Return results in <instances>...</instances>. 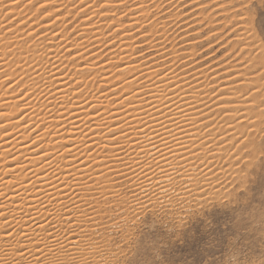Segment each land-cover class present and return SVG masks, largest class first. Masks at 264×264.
<instances>
[{"label":"bare ground","instance_id":"1","mask_svg":"<svg viewBox=\"0 0 264 264\" xmlns=\"http://www.w3.org/2000/svg\"><path fill=\"white\" fill-rule=\"evenodd\" d=\"M160 1L162 5H169L172 2L174 4L184 0ZM16 2L21 5L19 7L21 9L15 6L13 0H0V16L2 17L0 18V30H7L6 26L10 23L6 20L8 24L5 25L4 20L8 16L12 17L10 22L15 23L13 25L16 27V24L20 22L17 21L16 16L20 17L22 14L18 9L23 10V6H26V9L30 6L26 4L28 0H16ZM53 2L55 3V0ZM74 2L80 4L82 0L80 2L74 0ZM83 2L91 4L90 0L89 2L83 0ZM201 2L200 0H189L185 4L189 3L190 6L198 9L203 3ZM63 3L66 4V2ZM4 4L10 6L8 11L4 10ZM62 4L60 3V6ZM71 6H73V0ZM170 6L172 7V5ZM144 9H138L135 4L130 11L129 20L126 24L132 23L133 20L139 22V19H147L148 16L145 15H148V11L144 16L140 15L146 13ZM227 9L230 10V8ZM64 10L65 12L61 11V14L58 13V15L65 14L67 10ZM219 10L224 11V7L223 9L219 8ZM23 11L25 12V10ZM69 12L67 13L69 14ZM95 12H88L89 16L93 18L91 24L87 23L88 17H84L85 20L82 24L84 26L93 25L92 28L87 27V30L90 29L93 33L95 30H100L97 17L99 14L97 15ZM94 15H97L96 18ZM133 15L135 16L133 17ZM177 15L176 19L179 17ZM103 16L101 20L107 21V15ZM26 17L18 19L25 20ZM169 17L172 16L169 15ZM162 18L160 16L159 19ZM28 19L27 17V21ZM95 19H98V22ZM85 21L86 23H84ZM108 21L114 22L112 19ZM143 22L145 21L143 20ZM143 22L141 20L139 24L142 25ZM164 23H161L163 24L162 27H164ZM18 24L17 28L14 29L17 30L22 27L23 22L20 23V27ZM31 24L30 20V25H27L28 30L26 29L27 31L23 33L24 36L30 29L37 30V27ZM152 24L149 27H152ZM10 25L8 26L10 30L2 31L4 35L0 32V93H4L2 91L4 90L3 85L7 79L11 76L13 79V76L16 75L14 71L18 68L20 70V67L15 69V66L12 65L15 70L12 69L13 72H11L4 62L6 53L16 48L13 47L16 44L12 43H17L15 42L17 39L23 38H18L20 31L14 32L16 31L12 28L14 26ZM23 26L22 29H25V22ZM119 26L121 27V25H117V28L113 30L114 35L117 30L122 31L118 41H115L116 44L113 43L117 46V50L109 52L108 57L104 59L105 62L90 63L84 66L77 63L75 65V63H71V60L68 64L71 63V67H76L73 69H70L68 65L63 67L65 64L62 61L64 60H61L60 55L62 57H64L63 55L71 56V59L77 58L78 60L84 59L91 50L81 53L78 50L79 54L76 51L74 52L77 54H73L71 44L68 42L69 46L65 43L68 39L71 41L73 37L66 39L68 34L63 31L64 40H62L63 35H61L60 38H57L60 40L57 41L56 36L52 34L55 31L59 34L62 29L59 31L56 30V27L50 28L51 33L48 31L46 35H43L46 30L43 34L37 33L43 35L40 37L42 43L38 42L39 45L42 44L39 51L38 45H29L33 47V50H30L29 47L24 46L22 39L19 40L24 47L17 46L16 50L28 52L29 49V53L34 58L32 59L33 62L29 63V65L31 64L30 67L29 65L26 67L23 65L26 63L24 61L27 58L24 59L23 56L26 53H21L23 57L20 58L24 59L23 61L21 59L22 68L25 69L26 67L31 72L27 74L29 75L28 80L25 78L27 81L21 82L28 88L25 98L20 99L18 96L20 91L16 89L18 93L15 94L16 92L13 93L11 88L6 89L7 95L5 93L0 95V113H3L0 115V211L7 215L0 217V264H38V261L39 264H49L50 261L57 260L64 264L69 259L64 250L79 259L80 253L76 245L80 241H84L86 244L88 237L100 246L106 259L107 251L102 248L101 240H97L110 232L112 227L122 225L118 222L120 216L115 217L117 220L112 219V215H115L113 213H119L123 217L127 213L138 214L155 207L166 211L176 209V206L186 209L197 206L209 198L212 199L211 197H218V194L223 191L221 189L225 188L227 183L230 184V182L240 178L243 164L247 165L248 158L259 148L257 139L260 138L261 133L256 131L251 133L255 139L249 145V150L241 154L240 140L245 130L256 128L259 125V121L256 124L248 123L249 120H258L259 118V104L256 102L251 104L250 92L246 93L248 96H245L246 94H243L245 97L239 96L234 92L237 87L233 89L228 87L231 84L242 85L246 82L248 84V79L244 80L245 75H243V79H238L235 74L231 78H228L230 75L226 74L227 80L219 81V71L217 72L216 69L212 68L200 69L201 71L194 68L189 71L187 68L188 71L183 69L180 70L182 72H179L177 70L179 66H175L177 63L175 65L170 63L173 62L174 57L171 58V61L168 59L170 62L164 60L166 62L160 65L162 67L153 65L156 64V59H149V56L145 60L143 57L141 60H133L132 55L137 50L139 39L142 42L150 40H148L147 35H140L141 31L124 32L118 28ZM46 27L49 29V25ZM240 28L243 29V27ZM97 31L96 35L99 37L103 30L99 33ZM151 31L149 30L150 33H152ZM86 32L88 33V31ZM105 32L106 30L102 32L101 36H105ZM12 33L18 34L13 35ZM32 33L29 32L27 36L32 38L35 35ZM109 33H106V37H109ZM90 34L85 35L84 38ZM114 35L112 34L115 39ZM79 36L78 40H81ZM135 36H139V39L134 40ZM151 37L149 36V39ZM161 38L163 39V36ZM92 39L91 37L90 40ZM162 39L157 38V40ZM96 40L92 42L95 43ZM29 41L31 42L30 39ZM74 41L75 39L71 42ZM9 42L12 44L11 48L13 47L10 48L11 50H9ZM74 44L73 46L76 45L77 47L80 43ZM83 44L79 45L80 48ZM241 44L242 47L243 45L247 47L245 43ZM35 46L37 49L34 48ZM68 46L72 48V52L69 51ZM4 47H8L6 53ZM192 48L190 47L191 50H193ZM146 49L147 47H145ZM166 49L167 47L163 50ZM160 50V52L163 51ZM241 50L243 51V49ZM14 53L11 51L10 56L13 54L14 60L17 61L15 63L18 64V60L21 61ZM154 53L157 55L156 52ZM164 55V58L167 57V53ZM160 56L162 58V55ZM187 57L189 56L187 55ZM13 58L10 59L11 62ZM161 58L158 57V59ZM89 59L91 58L88 57ZM182 59L184 58L182 57ZM248 61L250 62V60ZM7 62L10 63L9 60ZM183 63L180 65L181 68H186L188 64H191L187 60ZM249 66V68L252 67ZM6 68L12 74H9L10 72ZM9 68L11 69L10 65ZM22 68L21 70H23ZM23 71L25 72V70ZM5 72L8 74L7 77ZM82 74H88L87 76L90 75V77L92 75V81L90 80L92 85L90 84V86L93 88V85H96L91 94L88 95V93V96L85 97H82L83 90H86V85L89 86L91 82L88 83L89 79L87 81L84 76H81ZM9 75L11 76L8 77ZM17 75L19 76L20 73ZM81 77L88 84L83 82ZM19 79L18 77L16 82L12 81L13 86L20 80H24L23 78ZM258 79L261 82V78ZM22 84L18 89H22L24 86ZM258 84H260L259 88L263 83ZM244 85L247 87L246 84ZM84 86L85 88H83ZM252 86L250 85L251 88ZM88 88L90 89V87ZM254 89L249 91H252L260 99L258 89ZM208 91L210 95H208ZM30 95L31 98H28ZM17 104H19V108L16 107ZM14 107L16 108L14 109ZM21 111L24 113H20ZM237 156H240L239 160ZM123 188H126L125 192H123ZM3 219H8L10 223L6 228ZM21 227L25 233L32 237L31 240H23L19 245L26 247L18 249V251L25 253L26 259L21 257L19 253L14 255L17 241L8 242L4 239L6 232L12 230L19 232ZM21 238L18 237L17 240ZM61 245H63L64 250H62ZM87 255L88 264H102L100 253H92L90 250Z\"/></svg>","mask_w":264,"mask_h":264},{"label":"rangeland","instance_id":"2","mask_svg":"<svg viewBox=\"0 0 264 264\" xmlns=\"http://www.w3.org/2000/svg\"><path fill=\"white\" fill-rule=\"evenodd\" d=\"M77 1L80 2V0H77ZM86 1L89 2V0H86ZM148 1L147 0H135V1H132V0L127 1L126 0V3H128V7L129 8L131 7L130 10L133 8V6H135V4H136V6H137V4H143V5H145L144 10H146L145 11L146 13H142L140 15L144 16L145 14H147V11H148V15H145V16H148L147 19H139L140 20L139 23L141 22V20H142V22H143V20L145 22H143L142 25H140V27L137 28L136 30L141 31L140 35H147L148 40H150V41L146 40L145 42H142L141 39H139V36L134 37V40L139 39L140 42L137 44V50L138 51L137 50L136 51L138 53L136 51L133 52V54H134V55H132V57L134 58L133 60H139V59L141 60L142 57L144 58L143 60H145L147 58V56H149L148 57L149 59H153V58L156 59L155 60L156 64H153V65H159V67H162L160 65L164 64L166 62L164 60L169 59L171 61L174 57L173 62H170L169 60L168 61L170 63H172V65H175L177 63L175 66H179L177 69L179 72H182L180 70H183V69L186 70L187 68L189 69V71L193 70V68L195 70L197 69L199 71H201L200 69L212 68V69H216L217 72L219 71L218 72L219 81L220 80L221 81L227 80L226 74L230 75V76H228V78H231L235 74V77L238 76V79H243V77H244L243 75H245L244 80L248 79V81H249L248 84H247V82L244 83V84H246L247 87H245L244 84H242V85H240V84H233L232 85L231 84L232 87L228 86L232 89L237 87L234 92L236 93V95H239V96H244L247 92L248 93L252 92L254 88L258 89V86L260 85L258 83L262 84V82H260V79H258L260 77L259 76L260 73H258V72H261V71L264 72V68L262 69V67L264 65H261L259 63V59L257 58L258 50L256 48H251V47L248 48V46L246 47L244 45L242 47L241 43L244 44L245 41L241 40L242 41L241 42L239 40V37H238V36H247L246 32L243 31V29H241V28L239 29V27H244V26H242L243 24L241 23V25L239 24L236 26V23L234 22V20H235L234 12L231 10L230 7H229L230 10L227 8L226 9L224 8V11L219 10V8L223 9V7L218 6L221 3L225 4V5H230L233 3L235 7L239 8L240 7V0H214L217 2H214L213 0L212 1L211 0H203V1L200 0V2L202 1L203 3L202 2L201 3L204 5L203 7L200 6L199 7L200 9L199 8L197 9L194 6L192 7V5L190 6L189 3L185 4V3L189 2V0H184L180 3L176 2L174 4H172L173 3L172 2L169 5L168 4L162 5L160 0H159L160 2L156 0L157 3L155 2V0H148ZM32 2L35 3L36 0H32ZM39 2H42V0H38V3ZM63 2H66V4ZM90 2H91V4H94L95 0H93V1L90 0ZM105 2H107V1L105 0ZM112 2H113V4H115L118 2V0L117 1L112 0ZM55 3L57 5H59L60 8L62 7L61 9H63V10H61L59 8L62 12L63 11L65 12V10H64L65 5L68 8V10L66 11L65 14L62 13V15L63 14L64 15H63L62 19L60 17L61 21L66 18L65 16H68L69 14L75 12V10H76L75 7L72 8L73 6H71L72 0H61V1L58 0L57 2L55 0ZM60 3L61 4L63 3L64 5L62 4L60 6ZM26 4L29 6V0H28V2H26ZM75 4H77V2H74V0H73V5H75ZM85 4H87V2ZM198 4H199V1H198ZM68 5H69V7H68ZM170 5H172V7ZM244 6H245L244 12H245L246 17L248 18V22L251 23L252 29L254 30L255 35L259 38L256 40V43L259 44L258 43L259 40H264V0H244ZM25 7L26 6L22 7V9L25 10V12L23 10H19L21 8H19L18 11L22 12L20 17L24 18L27 16L29 18L28 21H27V17L25 18V20L24 19L20 20V19H18L20 17H18L16 15L15 16H16L17 21L18 20L20 21V22L18 21L19 24L15 20V16H14V20L19 25L18 27H20V23L22 24V22H23V25H24V22H25V24L27 23L30 25V20L32 23L31 25H34L36 27V24H34L35 22L32 21V18L37 14L38 9L34 12V10H32L30 8V6L28 7L29 9L28 8L26 9ZM191 8H194V9H191ZM69 9H71V10H69ZM213 9H214V11H213ZM106 10H108L109 12H102L98 16L94 15V17L95 16L98 17V19H99L98 24L100 27V30L99 29H98V31L95 30V33H93V31L90 29L87 30V27L90 26L89 24H88L89 26L82 25L83 20H85V18H87V17L84 18V16H86V14H88V12L84 13L83 17H81L82 13L76 14V17L79 15L77 17L78 19L80 18L79 20L75 16H73L72 23L69 24V27L67 28V30H65L67 32L64 31L65 26L64 25L62 26V24L60 22L57 24V27H56V25L52 27V28L56 27V30H59V31H61V29H62L61 32L64 31V33H67L68 37L65 34L66 39L73 37V38H71L72 39L71 41H73V39H75V41H74L75 44L78 45V43H80L79 45H81L82 43H84L80 48L79 45L76 47L74 42H71L70 39H68L67 42L65 41V43H67V45L71 44V47L73 48V50L71 47H69L70 45L68 46V49L70 48L69 51L72 50L73 52L72 51L71 52L73 54L76 55L78 53V50H79V53L86 51V50L88 52H90V50H91V52L94 51L92 53L90 52L91 54L88 53L87 55H85L87 57V58L84 57L86 63L84 62V59H78L77 60V58H76L75 60H77V61L75 62V65L81 64V65L86 66L85 64H90V63L96 64V62L98 63L101 61L105 62L104 59H106L108 57L107 54L109 52H112V51L114 52L115 50H117V46L114 45L113 43L116 44V42L118 41V37H116V35H114V32H111L112 29H108V28L113 23H116L120 19H123L124 18L123 11L124 10L129 11V9H125L123 6L120 8H114V10L113 9H101V11H106ZM112 11H115V14L117 17V20L116 21L113 20L114 21L113 23H112V21L111 22L108 21V20L112 19V17H111L113 15ZM208 11H209V13H208ZM23 12H24V17L22 16ZM67 12H69V14ZM59 14H61V12H59ZM175 14L176 15L178 14L177 17L179 16L177 19H176ZM192 14H193V16H192ZM57 15H58V13H57ZM103 15H105V16L107 15L109 17L108 18L106 16L107 21H105V22H103L105 19V17ZM140 15L138 16L139 18H140ZM169 15L172 17H169ZM102 16L104 18L103 20H101ZM160 16L163 17L162 18L163 20L159 19ZM167 16H168V18L166 19ZM231 16L233 17V19L229 20L231 18ZM45 17H47V13L45 14ZM0 18H2V17L0 16ZM69 18H71V17H69ZM98 19H95V21L98 22L97 21ZM153 19H155V20H153ZM157 19H159L160 23H159V21H156ZM6 20L11 25L8 24V22ZM128 20H129V17L124 18V20L122 22H124L125 24L123 26L121 25V27L119 26L118 28L120 30H123L122 28H124L128 25V24H126L128 22ZM10 21H11V19H9V20L5 19L4 20V22L6 23V24L5 23L4 24L5 25L8 24L6 26L7 30L8 29L10 30V28H8L9 25L10 26L15 25V23L10 22ZM12 21H13V19H12ZM45 22H49V21H45ZM94 22H92V23H94ZM155 22H157V23H155ZM41 23H44V22L41 21ZM76 23H78L79 25H77ZM84 23H86V21ZM152 23L153 24L155 23L154 26ZM161 23H164L165 29H164V27H162L163 24H161ZM17 24H16V27L14 26L12 28L13 29L17 28ZM105 24H106V27L104 28ZM150 24H152V27H149V26H151ZM166 24H168V25H166ZM23 25H21V26L24 27ZM58 25L62 26V27L60 28ZM117 25H120V24L117 22ZM46 26L47 25L44 26L45 27L44 29L37 27V30L34 29V31L30 29L29 32H31V33L32 32L33 33H37V32L40 33L41 32L43 34L44 30H46V33H44L43 35L48 34V31H50V33H51L52 28L50 29L48 27L49 29H46L47 28ZM92 26L93 25H91L89 28H92ZM234 26H236L235 29H233ZM22 27L19 28L20 30L14 29V30H16L14 32L20 31L19 34L16 33L19 35L18 38L23 37V38H20V39H22V43L24 44L25 47H29L30 50H33V47H30L29 45H31V46L32 45L33 46L38 45L37 48L39 51L40 46L42 45V44L39 45V43H42V41L40 40V37H42L43 35H40L41 33L37 34L40 36H36L35 39H33V36H32V38L30 36H27L29 34V32H27L28 34L24 36L23 33L25 31H27L28 28L26 30V28L22 29ZM25 27H27V25H25ZM84 27H86L85 30H84ZM183 27H185V28H183ZM77 28H79V29L81 28L84 31L82 30V32H81V29H80L79 30L80 32L76 34V32H78ZM144 28H146V29H144ZM148 29L150 31L152 30L151 31L152 33H150ZM197 29H199V30H197ZM3 30H4V32L7 31L6 29H3ZM3 30H0V32L2 33ZM105 30H106V32L104 33L105 36H101V34H103L102 32H104ZM85 31H88V33L87 32L85 33ZM96 31H97V33L102 31L101 34H99L100 35L99 37L96 35ZM144 31H147V33L146 32L142 33ZM239 31H241V32H239ZM109 32H111V33H109ZM236 32H238L240 35L237 34ZM90 33L92 34V36ZM106 33H109L108 34L109 37H106V35H107ZM131 33H134V32H131ZM12 34L14 35L15 33H12ZM22 34H23V36H21ZM87 34L88 35L90 34V36H87L86 38H84L85 35H87ZM112 34L115 36V39L112 36ZM2 35H4V33H2ZM78 35H80L79 39H81V40H78ZM81 35L82 36L84 35V36L82 37ZM10 36H9V38L11 39ZM26 36L30 37V38H27ZM94 36H97L98 39L94 38ZM110 36L112 37V39ZM149 36H152L151 39H149ZM161 36H163V39L161 38ZM91 37L94 40L93 39L90 40ZM7 38H8V36H7ZM36 38H38V39H36ZM64 38L65 37L63 35L62 40H64ZM76 38L78 41L76 40ZM99 38L100 39L102 38V39L100 40ZM157 38L158 39L160 38L162 40H157ZM20 39H17V41H15V42L19 43L20 45L17 43H12V44H16V46L13 45L14 48L15 47L17 48V46H23L21 44V41H19ZM29 39L31 40V42L29 41ZM34 40L35 41L37 40V41L35 42ZM95 40L97 43L96 42L93 43ZM154 40H156V41H154ZM249 40H251V38H249ZM10 41L12 42V40H10ZM76 41H77V43H76ZM239 41H240V43H239ZM27 42H29V43H27ZM68 42H69V44H68ZM90 42H91V44H89ZM163 42H164V44H163ZM165 42H166V44H165ZM30 43H33V44H30ZM72 43L75 46H73ZM92 43L94 44L93 46H92ZM147 43H151V44H147ZM12 44L10 43L9 44L10 46L8 45L9 50H11L13 48V47L11 48ZM156 44L158 47L156 46ZM162 44H163V46H162ZM111 45L113 48L111 47ZM245 45H247V44H245ZM36 46L34 48H36ZM154 46H156L157 48ZM86 47H88V48H86ZM99 47H102V48H99ZM145 47H147L146 50H145ZM165 47H167V49L163 50V49H165ZM177 47H178V49H177ZM190 47L191 48L193 47L192 48L193 50H191ZM16 48L11 50V51L13 53L14 52L16 53L15 56L19 57L20 61H21V59L23 61L26 58L28 60H30V61H28L26 59L24 61V62H26L25 64H23L22 61L19 62V60H18V64L20 63V65H21V63H22L24 66L28 67L29 63L33 62L32 59L34 58L29 53V49H28V52L27 51L23 52V50L22 51H20L19 49L16 50ZM77 48H80V49H77ZM159 48L162 49L163 51L160 52L161 50ZM174 48L177 49L176 52H175ZM3 49H4V52L6 53L7 52L6 49H8V47H6V48L4 47ZM36 49H34V50H36ZM82 49H84V50H82ZM139 49H140V51H139ZM142 49H144L145 51ZM179 49H180V52H179ZM241 49H243V51ZM170 50H172V51H170ZM11 51H9V53L7 52L6 55L4 54L6 56V58H8V59H6L4 57L6 59V60L4 59L6 67L11 72H13L12 71V69H13L12 65L15 66V67L13 66L15 69H16V67H20V70H19V68L16 69L17 71L15 69H13L17 73H20V75L18 76L17 73L14 71V73L16 75L13 76L14 77L13 82H16L18 77L20 79L23 78L24 79L23 82H25L29 78L28 77L29 75H27V74H30L31 72H29V70L26 67L24 69V68H22L23 67L22 65L20 66V65L15 63L17 61L14 60L13 54L10 56ZM74 51H76L77 53ZM157 51H159L160 53ZM154 52H156L157 55ZM164 52L167 53V57L165 56L166 53H164ZM172 52H174L175 54H173ZM21 53H26L25 54L26 56L23 55L24 59L20 58V57H23ZM62 54H64V53H62ZM92 54H94L93 55L94 57L91 56ZM99 55H101V56L99 57ZM160 55H162L163 59L161 58ZM163 55L165 56V58L163 57ZM187 55L189 57H187ZM60 56H61V60H64V61H62L65 64V65L62 64V65H64L63 67H67L66 65H68L70 69H73V67L76 68L75 66H72V67L70 66V64L73 63V59H71V56L70 57L68 56L69 58L67 57V55H63L65 58L62 57V55H60ZM29 57H31V58H29ZM88 57L91 59L88 60ZM135 57L138 59H136ZM158 57L161 59H158ZM182 57L184 59H182ZM11 58H13L12 62L10 61ZM242 58H243V60H241ZM68 59H70V60H68ZM8 60L10 63L7 62ZM65 60L66 61L68 60V61L66 62ZM71 60H72V62H71ZM185 60L190 61L191 64L189 65L187 63L188 66L186 68L185 67L181 68L180 65L184 64L183 62ZM248 60H250V62ZM157 61H159V62H157ZM176 61H178V62H176ZM68 62H71V63L68 64ZM79 62H81V63H79ZM245 63H246V65H245ZM9 65L11 66V69L9 68ZM30 65H29V67H30ZM249 65H251L252 67L249 68L250 67ZM245 67H246V70H245ZM7 68H6V70L9 71ZM21 68L23 70H25V72L23 70H21ZM188 69H187V71H188ZM260 69H261V71H260ZM224 70H226V71H224ZM22 71L24 74L22 73ZM11 72L9 74H12ZM14 73H13V75H14ZM253 73H254V75H253ZM255 73H256V75H255ZM236 74H238V75H236ZM87 75L88 74H86V75L82 74L81 76H84L86 80L89 79V81L87 80L89 83L92 81V75H91V77H90V75L89 76H87ZM10 76L11 75H9L8 77H10ZM81 78H83V77H81ZM252 79H253V81H252ZM254 79H256V80H254ZM82 80H83V82L85 81L87 83V81L84 80V78ZM90 84L92 85V82L89 83V86L86 85V87L87 88L90 87L91 90L89 88L88 89L86 88V90H83L82 97L90 95L92 89L96 88V85H93V88H92V86H90ZM263 84L259 88H262L264 86ZM22 85H24L23 87L21 86L22 89L20 90L17 88V90L22 91L25 88V84L23 83ZM250 85H253L252 88L250 87ZM83 88H85V86ZM249 90H252V91H249ZM0 91H1V89H0ZM2 91H4L5 95H7L5 88ZM84 91L86 92L85 94H84ZM210 92H211V90H210ZM210 92L208 95H210ZM1 93H0V95H1ZM4 93H2V95ZM17 93H18V91L15 94H17ZM245 96H248V95L246 94ZM255 102L258 104L260 103L259 97L258 98L256 97ZM15 108L16 107H14V109ZM259 137L260 138L257 139V144H258L259 150L256 149L254 151V153L248 158V160L246 161L247 165L243 164V166L241 168V172H240V178L238 180H235L232 183L230 182V184L227 183L226 184L227 186L225 188L221 189L223 191L220 190L221 192H220V194H218V197L217 196L211 197L212 199L209 198V199H207L208 201L205 200L204 202H201V204H199L197 206H194V207L191 206L190 208H186V209H181L179 206H176L177 207V208L175 207L176 209L166 211V210H163L161 208L159 209V207H155L153 209L144 210L138 214H134V213L128 214L127 213L123 217L119 213H113L115 215H112V219H116L118 216H120L118 218V222H119V224H122L121 225L122 227L121 226L112 227L110 232H107L106 235H104L102 238L97 240V241L101 240L100 242H101L102 248L107 251L106 252V259L108 261H110V264H264V133H261ZM247 162H249V163H247ZM121 189H122V187H121ZM125 191H126V188H123V192H125ZM119 219L120 220L122 219V221H119ZM116 220H114V221H116Z\"/></svg>","mask_w":264,"mask_h":264},{"label":"snow or ice","instance_id":"3","mask_svg":"<svg viewBox=\"0 0 264 264\" xmlns=\"http://www.w3.org/2000/svg\"><path fill=\"white\" fill-rule=\"evenodd\" d=\"M13 3H15V6L17 8H19L21 6L18 2H16V0H13ZM29 5H30V8L32 10L38 9L37 14L33 17L34 19L32 18V21H35L36 27L44 29L45 25H49V28H52L58 22H61L62 25L67 26L64 28V31L69 27V24L72 23L73 16H76L77 13H82V15H83L84 13L89 12V11L90 12L96 11V14L100 15L102 12H109L107 10L101 11V9H113V8H120L123 6L125 9H129V11H125V10L123 11L124 18H126V17H129V14L131 11L130 8L128 7V3H126V0H118V2L115 4H113L112 0H107V2H105V0H95L94 4H85L82 0V2L79 5H73V7H75L76 11L69 14L63 21H61L60 17H62L64 14L63 15H57V13H59L61 11L59 9V5L54 3L53 0H42V2H39V3H38V0H36L35 3H33L32 0H29ZM81 5H84V7H81ZM201 6L203 7L204 5L201 4ZM218 6L224 7V8L230 7L232 9V11L234 12V16H235L234 22L236 23V26L242 23L244 26L243 31H245L247 33V36H240L239 40H244L245 44H247L248 48L252 47V48L258 49L257 58L259 59V63L261 65H264V40H259V44L256 43V40L259 38L255 35V32L252 29V25H251V23L248 22V18L245 15L244 0H240V7L239 8L235 7L233 3L230 5H225V4L221 3ZM9 7L10 6L8 4H4V10L5 11H8ZM144 7H145V5H143V4H137L138 9H143ZM64 9L68 10L67 6H65ZM112 12H113V15L111 16L112 20H116L117 17H116L115 11H112ZM46 13L48 15L45 18ZM131 13H136V12H131ZM134 16L135 15H133V17ZM69 17H71V19H69ZM84 17H88V23L91 24L90 22L93 20V18L89 17V14L84 16ZM124 18L120 19L118 21V23L120 25L125 24L124 22H122L124 20ZM7 19H11V16H8ZM232 19H233V17L231 16V18L229 20H232ZM41 21H49V22L48 23H41ZM78 23H76V24H78ZM25 25H28V24H25ZM236 26L233 27V29H235ZM139 27H140L139 22L133 20L132 23H129L126 27L123 28V31L131 33V32H135V30ZM116 28H117L116 23H113L109 27V29H112L111 32H113V30ZM26 29H27V27H26ZM144 29H146V28H144ZM77 31H79V28H77ZM145 32H147V31H145ZM37 33H39V32H37ZM37 33H35V36H33V39H35L36 36H39V35H37ZM120 33L121 32L119 30H117L115 35L117 37H119ZM27 34L28 33H26V35ZM52 34L55 35L56 39H57V38H60L61 35H63V32L57 34V31H55V32H52ZM249 37L251 38V40H249ZM45 39H47V37H45ZM59 40L60 39H57V41H59ZM75 62L76 61L74 59L73 63H75ZM7 75H8L7 72H5L6 77H7ZM259 75L261 77V82L264 83V72H261ZM10 81H13V79L12 78L7 79V81H6V83H4L3 87L5 89H9V88L13 89L12 92L15 93L16 89L20 87L21 82L23 80H20L15 86H13V83H9ZM38 87L39 86L37 85V88ZM258 92L260 93L259 118H258V120H249L248 123L249 124H256L257 121H259V125L256 128H250V129L245 130V133L243 134V137L240 140V144L242 145L241 154L244 152H247L249 150V145L255 139V137L253 135H251V133L256 132V131H259L260 133H264V88H258ZM26 93H28L27 87H25L22 91L19 92V94H18L19 98L24 99ZM33 95H34V93H33ZM249 97L252 98L251 104H253L256 100V96L253 94V92H250ZM28 98H31V95ZM25 103H27V102H25ZM16 107L19 108L20 107L19 104H17ZM20 113H24V111H21ZM0 115H3V113H0ZM20 116H23V115H20ZM24 123L26 124L27 122H24ZM241 123H243V122H241ZM5 129H7V128L5 127ZM5 132H7V131H5ZM237 159L239 160L240 156H237ZM5 216H7V215H4V212L0 211V217H5ZM3 221H4L5 228L7 226H9L10 223L8 222V219H3ZM44 229H43V231H44ZM85 235H87V234L85 233ZM18 237H22V238L20 240H17ZM4 239H5V241H8V242L17 241V246L15 248L14 255L16 253H19L21 257L25 258V253L18 251V249L26 248V247H20L19 245L22 243L23 240H31L32 237L28 233L24 232L23 227L20 228L19 232H14L13 230L11 232H6L4 234ZM87 239H88V242L86 244L84 243V241H80L76 245V248L78 249V251L80 253L79 259L75 255L64 250L63 245H61V248H62V250H64L65 255H67L69 257L68 261L64 262V264H88V255L87 254L90 250L92 251V253H100L102 264H110V261L105 259L104 255L101 251L100 246L97 243H95L90 237H88ZM38 264H39V261H38ZM49 264H61V262L59 260L50 261Z\"/></svg>","mask_w":264,"mask_h":264}]
</instances>
